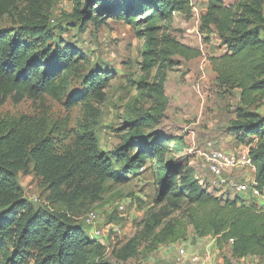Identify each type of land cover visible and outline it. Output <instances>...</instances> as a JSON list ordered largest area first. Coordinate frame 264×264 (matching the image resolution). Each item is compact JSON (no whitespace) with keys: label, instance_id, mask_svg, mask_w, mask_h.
<instances>
[{"label":"trees","instance_id":"1","mask_svg":"<svg viewBox=\"0 0 264 264\" xmlns=\"http://www.w3.org/2000/svg\"><path fill=\"white\" fill-rule=\"evenodd\" d=\"M17 1L0 0V17ZM26 1L35 9L49 2ZM207 1L200 30L216 32L226 48L224 53L210 58L216 84L226 92L238 90L240 95L237 116L226 132L242 144L251 145L255 179L264 195V113L260 110L264 106V0ZM84 3L79 19L102 23L105 17H113L132 25L139 36L146 38L145 67H157L151 88L158 99L166 100L165 68L177 63L173 57L191 59L202 54L199 48L181 43L169 34L158 36L163 28L161 21H172L173 12L192 11L191 0ZM45 46L42 35L34 38L27 31L0 30V105L11 96L16 101L46 95L59 101L67 98L69 107L80 102L87 104L90 99L105 100L110 81L107 74L91 78L85 92L69 94L71 79L85 67L88 58L75 48L57 46L53 51ZM160 102L164 108L166 102ZM161 117L147 114L130 120L114 159L100 150L92 130L66 145L64 154H55L46 121L29 118L15 123L0 122V264H30L31 260L35 264H95L94 258L105 247L103 241L91 239L71 225L66 213L46 212L27 202L18 175L28 171L32 162L35 172L48 184L51 199L72 203L79 196L98 191L109 178L125 180L126 173L148 160L154 163L158 180L155 204L142 222L143 231L152 236V248L177 241L184 235L185 225H190L198 238L215 236L220 252L225 247L230 249L232 258L225 264H241L245 259H251L252 264H264V203L249 196L250 200L217 196L203 184L193 166L178 160L168 162L166 154L184 152L188 142L184 135L168 136L156 131L154 124ZM181 210L185 220L172 217ZM137 241L132 238L118 257L131 258Z\"/></svg>","mask_w":264,"mask_h":264},{"label":"rangeland","instance_id":"2","mask_svg":"<svg viewBox=\"0 0 264 264\" xmlns=\"http://www.w3.org/2000/svg\"><path fill=\"white\" fill-rule=\"evenodd\" d=\"M86 1L49 0L41 3L40 9H35L29 1L18 0L0 17V30L27 31L34 38L42 35L45 47H52L53 51L57 46L79 50L89 62L71 79L69 94L85 92L91 78L107 74L110 81L105 90V100L97 102L90 99L87 104L80 102L69 107L67 98L59 101L46 95L16 101L11 96L0 105V122L15 123L29 118L46 121L48 133L55 143V154H64L66 145L74 143L78 135L92 130L100 150L114 159L124 128L130 120L147 114L162 115L154 129L168 136L184 135L188 142L184 152H169L166 160H178L193 166L206 185L212 175L201 152L210 140L224 151L225 147L232 149L238 145L234 135L226 130L236 118L240 105L238 90L226 92L216 84L210 58L224 53L226 48L221 45L216 32L203 33L200 30L201 15L205 13L208 1L191 0V12H176L172 21H161L163 28L158 33L159 38L169 34L202 52L197 58L173 57L177 63L165 68V101L152 95L157 67H145L146 38L139 36L132 25L113 17H105L102 23L79 19ZM146 15L148 13L143 18ZM262 34L264 36V27ZM160 101L166 102L164 108ZM260 110L264 113V106ZM82 154L87 153L83 151ZM155 168L150 160L143 166L138 164L132 172L126 173L125 180L109 178L98 191L79 196L72 203L51 199L48 184L35 172L33 162L28 171L18 175V181L29 204L54 214L66 213L71 218L69 223L91 239L94 228L85 219L91 210L97 211V226L104 231L102 241L105 247L94 258L95 264H175L177 248L184 241L195 244L194 249L204 258L207 252L203 248L209 238H205L207 242L200 241L190 225H185L184 235L177 241L152 248V236L143 231L142 222L155 204L158 189ZM245 174H248L245 170L231 173L240 179L246 178ZM208 189L217 196L251 199L247 194L230 188ZM121 205L124 209L120 208ZM172 217L185 220L182 210L174 212ZM134 237L138 239L135 254L128 260L120 259L121 248ZM214 253L211 252L213 259L209 260H214L213 264H225L232 258L228 247L216 257ZM30 262L35 264L34 260ZM240 263L253 262L245 259Z\"/></svg>","mask_w":264,"mask_h":264},{"label":"built area","instance_id":"3","mask_svg":"<svg viewBox=\"0 0 264 264\" xmlns=\"http://www.w3.org/2000/svg\"><path fill=\"white\" fill-rule=\"evenodd\" d=\"M176 12H173L175 14ZM206 167L212 175L209 183H206L209 188L221 187L230 188L239 193L247 194L252 198H262L264 200L263 191L258 187L255 179L256 167L251 158V145L244 144L235 152H226L216 146L214 141H208L203 150ZM247 171L246 178L240 179L231 175L234 171ZM249 170V171H248ZM202 181V180H201ZM37 200L38 198H34ZM124 209V205L120 206ZM86 223L93 226L92 237L102 239L105 237L104 231L97 226L98 213L91 210L86 216ZM233 243V239L230 240ZM217 249V248H216ZM208 257L202 258L201 254L194 249L193 243L185 241L178 246L176 252V264H208Z\"/></svg>","mask_w":264,"mask_h":264},{"label":"crops","instance_id":"4","mask_svg":"<svg viewBox=\"0 0 264 264\" xmlns=\"http://www.w3.org/2000/svg\"><path fill=\"white\" fill-rule=\"evenodd\" d=\"M234 141H236L237 142V146H235L234 148L232 147V149H230L229 147L227 148V147H225V151H227V152H235V151H237L243 144L242 143H238L239 141L237 140V138L234 136ZM246 144V143H245ZM259 201L261 202V203H264V200L262 199V198H260L259 199ZM207 238H209L208 240V244H205L204 245V248H203V250L204 249H206V252H210L209 253V258H208V264H213L214 263V260L213 261H211V262H209V260L210 259H213V257H211L210 256V254H211V252H216V254H220L221 252L218 250V249H216V238H215V236H209V237H207ZM211 238V239H210ZM198 239H200V241H204V242H207V240L205 241V238H198ZM203 243V242H202ZM195 245V244H194ZM208 253H206V256L208 257V255H207ZM215 254V253H214ZM213 254V255H214ZM216 254L214 255L215 257H216ZM205 256V257H206ZM176 264V263H175ZM189 264V263H188Z\"/></svg>","mask_w":264,"mask_h":264}]
</instances>
